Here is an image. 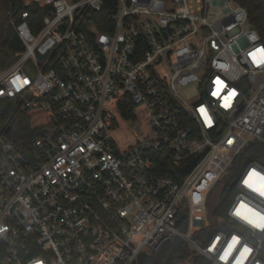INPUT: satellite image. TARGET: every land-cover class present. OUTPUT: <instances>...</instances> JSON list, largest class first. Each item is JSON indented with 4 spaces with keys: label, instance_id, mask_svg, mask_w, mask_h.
I'll use <instances>...</instances> for the list:
<instances>
[{
    "label": "built area",
    "instance_id": "1",
    "mask_svg": "<svg viewBox=\"0 0 264 264\" xmlns=\"http://www.w3.org/2000/svg\"><path fill=\"white\" fill-rule=\"evenodd\" d=\"M20 1L46 13L34 31L28 9L8 11L23 50L0 70V99L54 122L30 146L0 134V264H135L175 237L194 254L172 264H237L244 248V264H264V229L234 215L241 203L264 215V197L243 184L251 170L264 175L257 160L230 180L214 231L194 236L236 156L264 144V64L248 55L264 43L245 9L235 0H118L107 32L89 22L104 0ZM217 78L227 87L214 97ZM191 84L188 101L179 89ZM153 150L175 170L158 172Z\"/></svg>",
    "mask_w": 264,
    "mask_h": 264
},
{
    "label": "trees",
    "instance_id": "2",
    "mask_svg": "<svg viewBox=\"0 0 264 264\" xmlns=\"http://www.w3.org/2000/svg\"><path fill=\"white\" fill-rule=\"evenodd\" d=\"M248 13L251 26L258 31L264 43V0H235ZM118 0H104L101 10L89 13L90 24H93L99 30L110 32L114 20V14L118 8ZM17 11L29 10L30 16L28 20L33 26L34 31L39 27L41 18L46 13L37 5L24 6L20 0H0V70L9 68L19 53L23 50V45L20 39L16 36L14 30L9 24L8 11L10 9ZM35 27V28H34ZM132 108H123L124 117L131 115ZM50 115L46 114L42 109H30L21 111L16 100L0 99V134H4L9 139L17 141L26 146H30L35 138L44 136L53 123ZM151 157L154 163V168L161 173L173 172L168 156L163 153L153 150ZM257 160L264 165V144L261 142H252L248 147L236 156L233 162V168L242 163H250ZM232 196V190L226 187L225 196L218 200L211 194L207 197V214L210 219L215 222V227L218 225V220L225 217V210L229 205V200ZM184 220V215L180 216ZM221 222V221H220ZM218 227V226H217ZM180 228L184 229V223L180 224ZM214 231L213 226L207 227L202 231L195 232L194 236L203 238ZM194 253L188 245L179 237H175L172 241L164 245L159 251L153 252L151 255L141 254L135 264H172L177 257H186ZM197 264H202L198 260Z\"/></svg>",
    "mask_w": 264,
    "mask_h": 264
},
{
    "label": "snow or ice",
    "instance_id": "3",
    "mask_svg": "<svg viewBox=\"0 0 264 264\" xmlns=\"http://www.w3.org/2000/svg\"><path fill=\"white\" fill-rule=\"evenodd\" d=\"M249 58L253 62V64L259 66L264 64V49L257 48L254 51L250 52ZM25 84L28 81H24ZM216 90L211 94L216 97L221 94V92L227 87V85L222 82L219 78L215 81ZM237 93L232 90L229 91L226 96H224V103L221 105L222 108H229L232 106L233 99L236 97ZM201 118L203 119L206 127L212 126V119L209 116V113L205 110V108L201 107L199 109ZM231 143V141H229ZM243 184L245 187L251 189L252 192H258L261 197H264V175L258 174L256 170H251L248 172L247 177L243 180ZM258 185V186H257ZM242 210L244 212L249 213L253 217H258L259 222H255L251 219H248L247 216L242 215ZM234 215L237 217H241L242 219H247L248 223L251 224L254 228L264 229V215H258L257 212L253 211L250 207L246 208L244 203H241L235 210ZM4 231V229H0V232ZM239 243L236 237L232 238V242L228 244L227 249L224 251L223 255L220 256L222 261H227L229 256L232 254L234 250H236V246ZM215 248V245L212 248H209L211 252ZM249 253L248 248H244L240 253V257L237 259V264H244V260L247 258Z\"/></svg>",
    "mask_w": 264,
    "mask_h": 264
},
{
    "label": "rangeland",
    "instance_id": "4",
    "mask_svg": "<svg viewBox=\"0 0 264 264\" xmlns=\"http://www.w3.org/2000/svg\"><path fill=\"white\" fill-rule=\"evenodd\" d=\"M9 68H7V69H9ZM7 69H5V70H7ZM179 94L182 96V98H185L186 100L191 101V100H194L196 98L197 88H196L195 84L184 86V87L179 89ZM245 165H246V163H242L241 165L236 166L235 169H231L228 174H226L225 176H223L219 180V182L216 184V186L211 191V194L214 196V199L216 198L218 200V198H220L221 195H222V197L225 196V189L229 185L230 180L236 178V176L239 175L241 169H243L244 168L243 166H245ZM200 223L202 225L206 224V226H204L203 229H206L207 227H211V226H213V228H215L214 220L210 219L208 216L206 217V220H203Z\"/></svg>",
    "mask_w": 264,
    "mask_h": 264
},
{
    "label": "bare ground",
    "instance_id": "5",
    "mask_svg": "<svg viewBox=\"0 0 264 264\" xmlns=\"http://www.w3.org/2000/svg\"><path fill=\"white\" fill-rule=\"evenodd\" d=\"M198 214H199V212H197ZM202 214V213H201ZM192 225H193V228L194 227H197L198 226V223H199V219H198V217L194 214L193 216H192Z\"/></svg>",
    "mask_w": 264,
    "mask_h": 264
}]
</instances>
